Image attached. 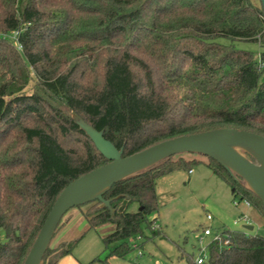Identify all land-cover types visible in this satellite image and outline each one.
Returning a JSON list of instances; mask_svg holds the SVG:
<instances>
[{"label":"trees","instance_id":"1","mask_svg":"<svg viewBox=\"0 0 264 264\" xmlns=\"http://www.w3.org/2000/svg\"><path fill=\"white\" fill-rule=\"evenodd\" d=\"M237 41L258 43L260 56ZM263 76L264 0H0V264H24L61 192L109 163L73 113L124 158L223 128L264 136ZM185 155L194 154L115 184L104 195L114 214L98 201L73 208L88 231L113 225L103 237L106 249L119 244L111 255L138 248L131 239L144 226L161 235L150 219L159 208L156 180L198 164L249 201L250 219L264 227L254 193L215 160ZM134 203L139 209L131 212ZM71 210L44 264H58L83 238L52 245ZM226 234L230 243H212L204 264H264V231Z\"/></svg>","mask_w":264,"mask_h":264},{"label":"rangeland","instance_id":"2","mask_svg":"<svg viewBox=\"0 0 264 264\" xmlns=\"http://www.w3.org/2000/svg\"><path fill=\"white\" fill-rule=\"evenodd\" d=\"M217 41L231 43L230 39L224 37ZM235 44L239 49L253 52L257 57L262 51L258 43L237 41ZM32 77L26 90L28 93L35 89L36 79ZM156 194L159 208L150 219L155 220L161 235L153 237L151 231L144 226L143 236L131 239V243L139 247L124 258L111 255V250L119 244H112L106 249L103 243V237L113 231V225L88 231L84 217L77 209H72L64 218L67 226L59 232L52 245H56L61 239L83 238L73 253L63 257L58 264H189V259L195 261L199 256V238L206 226L210 225L215 229L225 227L253 234L264 231L260 223L255 225L253 231L245 230L242 223L234 224L243 211V207L234 205V200H239V197L234 198L230 186L215 176L205 164L193 166L191 172L179 170L158 178ZM138 209L139 205L134 203L129 211L136 212ZM208 214L213 217L211 222L207 220ZM70 216L72 219L69 220ZM209 240L205 238V243ZM206 252L209 255V251Z\"/></svg>","mask_w":264,"mask_h":264},{"label":"water","instance_id":"3","mask_svg":"<svg viewBox=\"0 0 264 264\" xmlns=\"http://www.w3.org/2000/svg\"><path fill=\"white\" fill-rule=\"evenodd\" d=\"M72 119L109 163L75 179L61 192L24 264H43L55 231L69 210L98 201L101 208H108L114 214L111 201L105 200L104 195L115 184L175 155L194 154L215 160L264 204V136L223 128L170 139L124 158L122 151L104 137L103 131L74 113ZM245 229L253 231L254 226L247 225Z\"/></svg>","mask_w":264,"mask_h":264},{"label":"built area","instance_id":"4","mask_svg":"<svg viewBox=\"0 0 264 264\" xmlns=\"http://www.w3.org/2000/svg\"><path fill=\"white\" fill-rule=\"evenodd\" d=\"M234 205L238 208L243 207V211H241L239 218L234 221V224L242 223L244 229L247 225H253L255 227L252 220L250 219L249 213L246 212L251 210V203L247 200L241 201L240 199H235ZM207 220L211 222L213 220L212 215L208 214ZM155 228L159 229L157 225H155ZM228 230L230 229L225 227L215 229L210 225L203 228L202 235L199 238V256L195 259L196 264H204L208 261L209 255L206 251H209V246L212 243H217L218 245H228L230 243L229 235L226 234V231ZM205 238L210 239L207 244L205 243Z\"/></svg>","mask_w":264,"mask_h":264}]
</instances>
